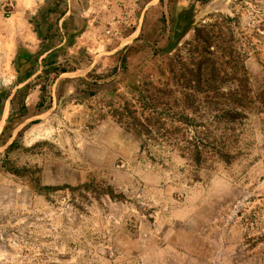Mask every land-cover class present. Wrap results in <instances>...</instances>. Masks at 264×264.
<instances>
[{"label": "rangeland", "instance_id": "rangeland-1", "mask_svg": "<svg viewBox=\"0 0 264 264\" xmlns=\"http://www.w3.org/2000/svg\"><path fill=\"white\" fill-rule=\"evenodd\" d=\"M201 62L264 92V0H0V264H264V105L199 164L117 122Z\"/></svg>", "mask_w": 264, "mask_h": 264}, {"label": "trees", "instance_id": "trees-1", "mask_svg": "<svg viewBox=\"0 0 264 264\" xmlns=\"http://www.w3.org/2000/svg\"><path fill=\"white\" fill-rule=\"evenodd\" d=\"M205 29L198 28L197 36L200 37V33ZM207 33L206 41L210 38L208 31ZM203 65L201 62L197 65L196 71L188 70L186 75L179 76L174 84L181 90L178 94L180 97L174 96L172 91L156 89L150 85L156 94L151 95L147 90L142 91L139 99L141 106L133 110L124 108L122 113L117 115V122L126 131L141 138L142 147L170 143L187 155L193 163H201L202 157L208 154L207 149H210L209 141L212 136L210 128L197 122L199 115L205 111L204 105L208 113H214L213 121L228 126L240 123L247 118V111L264 105V92L253 94L243 66L240 69L245 74L235 79V89L226 95L221 93V80L203 79L201 72ZM215 70L214 68L213 71ZM198 95H203V99ZM219 106L223 107L217 109ZM176 109L179 110L175 112Z\"/></svg>", "mask_w": 264, "mask_h": 264}]
</instances>
